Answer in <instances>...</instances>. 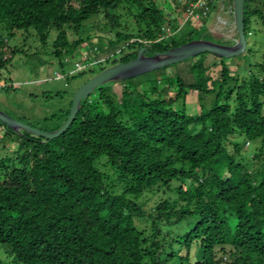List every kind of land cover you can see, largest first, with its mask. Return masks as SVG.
Wrapping results in <instances>:
<instances>
[{
    "label": "trees",
    "instance_id": "trees-1",
    "mask_svg": "<svg viewBox=\"0 0 264 264\" xmlns=\"http://www.w3.org/2000/svg\"><path fill=\"white\" fill-rule=\"evenodd\" d=\"M194 1L175 4L187 17ZM214 1L192 34L168 37L163 27L175 30L177 19L155 0H0V71L20 52L8 45L16 34L32 30L41 44L53 34L52 55L62 59L89 41L85 24L96 17L114 33L87 58L93 64L102 51H119L93 64L91 77L141 48L151 56L209 40L204 23ZM254 1L244 0L246 43L252 19L264 30ZM121 7L135 32L118 30ZM208 55L217 58L186 60L193 84L150 72L119 83L117 95L109 83L81 103L59 137L16 134L14 158L0 161V250L13 264H264V64L239 78L220 58L213 79ZM69 110L59 117L66 121ZM249 144L258 146L246 160ZM102 160L113 177L98 168ZM146 192L167 197L148 212L139 203Z\"/></svg>",
    "mask_w": 264,
    "mask_h": 264
},
{
    "label": "rangeland",
    "instance_id": "rangeland-1",
    "mask_svg": "<svg viewBox=\"0 0 264 264\" xmlns=\"http://www.w3.org/2000/svg\"><path fill=\"white\" fill-rule=\"evenodd\" d=\"M155 1L165 14H170L171 20L177 19L176 24H174L175 30L171 25H164L163 33L165 36L192 34L194 30L200 27L202 21L198 22L183 16L182 5L180 4L178 7L175 0ZM251 6L253 9L260 10L264 15V0H255ZM130 10L134 11V8L130 7ZM232 10L233 0L214 1L211 12L204 23L205 36L209 39L205 41L224 46L235 44L237 33L234 28ZM116 14L120 24L119 31L123 33L135 32L128 7L119 8ZM252 22L253 32L247 39V50L239 56L224 59L232 76L237 74L241 78L249 72V66L264 64V30L258 17L252 19ZM113 33L101 17L92 18L85 24L84 28L83 37H90L89 41L62 59H57L52 55L51 43L55 37L53 34L46 44H41L32 30L27 33L16 34L8 45L11 48L17 47L20 52L13 57L7 70L0 71V112L42 132H51L57 129L65 122L64 118H60L59 115L70 108L69 105L72 103L76 91L92 78L89 71L98 72L99 67L92 65L105 62L119 51L117 47L102 51L95 58H92L93 64L90 58H87L90 57L92 46L98 47L102 41L104 43L109 41ZM69 36L74 38L71 31H69ZM219 60V57L206 56V65L210 67L209 74L213 79L219 77ZM104 67L110 68L107 65ZM190 67L191 62L184 61L170 68L167 67L165 70L160 69L151 72L150 75H154L160 80L168 76H178L184 84H193L194 79L190 73ZM136 85L140 87L139 82H136ZM2 88L7 89L2 90ZM121 88L119 83H115L112 91L119 95ZM91 99H94V96ZM188 102H192V99ZM54 116L59 117V119H54ZM16 134L20 133L11 134L4 126L0 125V161L14 158L18 150ZM257 146L258 144L246 145L243 157L250 160ZM104 164L103 160L100 161L98 168L107 173L110 178L113 177L112 171ZM111 181L114 183L113 190L120 193L122 185L115 178ZM166 197L162 192H146L140 198L139 203L145 211L149 212L156 203ZM138 226L140 229H147L143 223ZM0 264H13L2 250H0Z\"/></svg>",
    "mask_w": 264,
    "mask_h": 264
},
{
    "label": "water",
    "instance_id": "water-1",
    "mask_svg": "<svg viewBox=\"0 0 264 264\" xmlns=\"http://www.w3.org/2000/svg\"><path fill=\"white\" fill-rule=\"evenodd\" d=\"M233 19L237 39L233 46L215 44L211 41L194 40L163 53L147 56L145 48L139 49L137 57L125 64H117L90 78L74 94L69 115L61 127L55 131L42 132L27 124L9 118L0 112V122L14 132H24L32 136L52 140L62 135L73 123L81 108V103L98 87L109 83H121L141 75L182 63L201 54H211L223 59H230L241 55L246 49L244 35V0H233Z\"/></svg>",
    "mask_w": 264,
    "mask_h": 264
},
{
    "label": "built area",
    "instance_id": "built-area-1",
    "mask_svg": "<svg viewBox=\"0 0 264 264\" xmlns=\"http://www.w3.org/2000/svg\"><path fill=\"white\" fill-rule=\"evenodd\" d=\"M209 1L210 0H196L187 4L186 14L187 18L200 20L205 18L209 13Z\"/></svg>",
    "mask_w": 264,
    "mask_h": 264
}]
</instances>
